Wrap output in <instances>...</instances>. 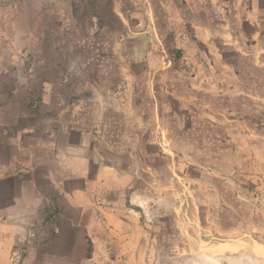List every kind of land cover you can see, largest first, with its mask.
<instances>
[{"label": "rangeland", "instance_id": "374dc122", "mask_svg": "<svg viewBox=\"0 0 264 264\" xmlns=\"http://www.w3.org/2000/svg\"><path fill=\"white\" fill-rule=\"evenodd\" d=\"M164 42L181 46L187 69ZM0 72L9 100L35 108L47 84L65 121L99 146L148 119L154 96V133L173 152L164 180L115 209L119 228L100 221L91 237L90 214L58 222L0 245L4 264L16 246L22 264H264V0H0ZM243 173L260 181L254 190L240 189ZM224 190L249 204L246 230L215 223Z\"/></svg>", "mask_w": 264, "mask_h": 264}, {"label": "crops", "instance_id": "0c3cea01", "mask_svg": "<svg viewBox=\"0 0 264 264\" xmlns=\"http://www.w3.org/2000/svg\"><path fill=\"white\" fill-rule=\"evenodd\" d=\"M2 73L0 245L9 249L14 241L57 231L58 222L76 227L88 214L91 237L100 221L119 228L115 209L124 208V201L137 191L151 190L170 169L173 152L154 133L163 122L161 102L153 96L148 119L132 120L113 133L109 130L111 147L93 145L65 121L66 106L48 100L47 84L40 88L41 99L35 108L29 99L23 103L9 100L7 87L1 89V79L8 78ZM117 235L134 237L131 232Z\"/></svg>", "mask_w": 264, "mask_h": 264}, {"label": "trees", "instance_id": "16d2710c", "mask_svg": "<svg viewBox=\"0 0 264 264\" xmlns=\"http://www.w3.org/2000/svg\"><path fill=\"white\" fill-rule=\"evenodd\" d=\"M164 48L170 53L173 64L177 69L186 67L184 66L185 61L183 51L180 47L164 42ZM239 176L240 177H238L237 180L239 181V187L242 191H252L260 183L258 179L254 180L249 174L243 173L241 175L239 174ZM237 191L235 192V195L232 196L227 194L226 190L220 191L219 193V210L217 211L216 217L215 215L213 216V219L221 231L226 232L231 229L243 231L247 229V224L252 221V212L247 207L249 204H246L243 201L241 202ZM135 208L139 210L138 207ZM205 216V208L200 207V220L203 225L205 224ZM153 218L154 221L151 223L152 225L157 221L156 217Z\"/></svg>", "mask_w": 264, "mask_h": 264}, {"label": "built area", "instance_id": "2783aa9c", "mask_svg": "<svg viewBox=\"0 0 264 264\" xmlns=\"http://www.w3.org/2000/svg\"><path fill=\"white\" fill-rule=\"evenodd\" d=\"M11 264H22V249L20 246H16L9 257Z\"/></svg>", "mask_w": 264, "mask_h": 264}, {"label": "bare ground", "instance_id": "6f19581e", "mask_svg": "<svg viewBox=\"0 0 264 264\" xmlns=\"http://www.w3.org/2000/svg\"><path fill=\"white\" fill-rule=\"evenodd\" d=\"M134 202H136V201H134Z\"/></svg>", "mask_w": 264, "mask_h": 264}]
</instances>
